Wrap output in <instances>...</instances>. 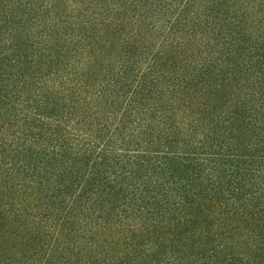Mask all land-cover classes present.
<instances>
[{"label":"trees","instance_id":"16d2710c","mask_svg":"<svg viewBox=\"0 0 264 264\" xmlns=\"http://www.w3.org/2000/svg\"><path fill=\"white\" fill-rule=\"evenodd\" d=\"M0 264H264V0H0Z\"/></svg>","mask_w":264,"mask_h":264}]
</instances>
